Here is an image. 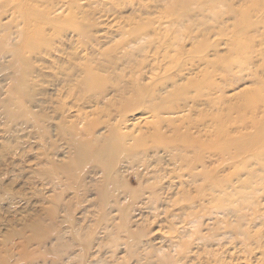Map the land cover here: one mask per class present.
Masks as SVG:
<instances>
[{
  "label": "rangeland",
  "instance_id": "374dc122",
  "mask_svg": "<svg viewBox=\"0 0 264 264\" xmlns=\"http://www.w3.org/2000/svg\"><path fill=\"white\" fill-rule=\"evenodd\" d=\"M214 1L220 13L229 4L253 7L257 2L251 22L264 17V0ZM177 2L0 0V264H264V225L248 224L264 223V139L249 136L264 124V111H227V127L234 129L225 143L230 151L263 139L237 158L220 159L206 152V144L217 145L219 140H208L189 127L201 125L219 108L226 111L243 93L264 90V70L258 67L264 62V28L250 32L262 52L254 54L255 65L217 72L216 81L201 91L192 88L187 102L171 96L169 101L180 106L175 112L154 116L144 107L151 106L150 100L137 109L144 90L118 107L92 102V91L79 98L87 66L104 64L112 67L110 75L123 76L120 82L145 87L166 74L172 79L162 81L159 93L164 96L175 81L184 85L201 80L207 69L213 73L212 66L192 65L198 60L186 58L197 50L189 39L178 42L182 57L169 61V54H178L170 53L161 38L174 33L176 26L169 21L175 18L168 10ZM194 2L193 9L208 10L211 5L208 0ZM154 21L155 32L133 34L139 24ZM208 23V44L219 41V52L228 53L235 24L226 14ZM180 76L186 79L180 81ZM216 82L223 92L212 94L213 108L205 104L189 110L192 99L206 101ZM220 100L228 102L222 105ZM96 120L103 124L87 132L88 123ZM115 133L127 135L122 145L133 150L127 148L106 176L103 161L81 158L80 153L112 143ZM259 153L261 161L245 162ZM247 167L251 175L260 176L255 203L243 208L236 201L233 205L241 209L237 216H224L219 204L208 201L210 180L205 177L240 175L245 180ZM238 223H247L240 229L252 236L258 232L262 246L225 239L209 247L196 239Z\"/></svg>",
  "mask_w": 264,
  "mask_h": 264
},
{
  "label": "bare ground",
  "instance_id": "6f19581e",
  "mask_svg": "<svg viewBox=\"0 0 264 264\" xmlns=\"http://www.w3.org/2000/svg\"><path fill=\"white\" fill-rule=\"evenodd\" d=\"M194 1L195 0H178L175 6L171 8L170 11L168 10V15L175 18L174 20H170L169 22L172 25H175L176 27L171 31L174 33L168 32L166 34L167 36L161 39L164 40L165 38L164 43L166 44V49H170V53H173L174 51L175 54H178V57H173L172 54H169L167 56L169 57V61H173L175 59L179 60V58L182 57L183 49L180 43H178L180 39H189L193 41L194 45L197 47V50L193 51L192 49V51L186 55V58L192 57L193 60H198L197 63L193 62L192 65H206V67L208 68H211L212 66L213 68H215V71L213 73H210L207 69L206 73L202 76L203 78L201 80H191V82L189 81L184 85L179 83V81H175L174 84L171 83L169 85L172 90H167V96H164L159 93V90H161L164 80L169 78V76L166 74L159 75L156 79L154 78V84L149 87H145L143 85H139L137 82L132 85L120 82V80L123 79V76L120 73H116L115 75L113 74V76L110 75L109 70H111L112 67L106 66L104 64H100L98 67L87 66L84 69L86 73V79L84 82L85 84L82 87H79L83 88L80 89L81 92H79V98L85 96L83 95L85 92L92 91L94 92L92 97H88L93 100L92 102H96L97 105H100L102 102H104V105L118 107L119 105L129 103V96H131L135 92L140 95L144 90L146 93L139 97L138 103H135L136 105H139L137 106V109L142 107V105L147 102L145 100H150L151 106L148 107L145 104L144 107H146L147 110L151 112L154 116H158L163 113L175 112L176 108H180V106H174L173 102L169 101L171 96H179L180 101L187 102L189 101V98H191L189 96L191 89L195 88L197 91H201V89H204L205 84H207L209 81H216L214 80V77L217 72H219V74L229 73L233 68L238 69L239 71H243V69L250 67L252 64L255 65L256 56L254 54L258 53V55H261L262 52L260 49H257L258 45L256 44V40L250 35V32L259 31L260 29L263 30L262 28H264V23L261 24L264 17H262L257 23L251 22L250 17L254 13V7L258 5L257 2L254 4L255 6L253 7H249L247 4H240L238 7L229 4V7H227L224 11L221 10L223 12L220 13V11L216 8L214 4V0H208L211 3L210 7L206 5L207 7H209L208 10L204 9L203 7L193 9L191 5L195 3ZM188 6L190 8H188ZM34 13L35 11L33 12V14ZM225 14L228 16V19L231 20L233 24H235V26L233 27V32L229 35L231 40L229 41V44H227L228 46L226 52L228 53L221 54L218 49L221 45L219 41L211 46L210 42L208 44L209 38L211 37L209 28L210 25L208 22L209 20L218 21V19H220V17H222V15L224 16ZM1 20L2 15H0V24H2ZM155 23L156 21L152 22V24L149 23L150 25L148 23L139 24V29H134L132 30V32L133 34H137V36L148 35L150 33L155 32H151L152 27ZM78 29L80 30V28ZM261 32L264 33V31ZM141 49H145V47H142ZM210 51H213L212 56L210 54ZM178 63H182V61ZM262 65H264V62ZM262 65H258V67H262L260 69V72L264 70V66ZM257 72L259 73V71ZM258 73L255 74V77H257ZM51 76L53 78H59L56 75ZM169 79L171 80L172 78L170 77ZM185 79L186 78L184 76H180V81H184ZM227 80H231V77H229ZM221 88L222 86L220 87V84H218V82L212 84L209 87L210 93L207 94L209 96L204 94V96H207L206 101H203L201 103L196 102L192 99L191 102L193 104H189L188 102L189 110H193L198 105L205 104L209 109H212L213 100H216L212 94L217 92H223V90L221 91ZM111 93H114L113 96L111 95ZM126 99L127 101L122 103V101ZM219 99H221V96L219 97ZM220 102L223 105L228 102V100H220ZM115 107H113V110H117ZM244 108L254 109L256 111H264V90L259 89V91H255L253 93H243L242 96L238 100H236V102L231 104L230 107L226 109V111H224V108H219V110L207 114V120L205 122L203 121L202 123H199L201 125H190L189 127L192 130L197 129L196 133L201 134L204 138H208V140L210 137H214L215 139L219 140V144L217 145L206 144L204 147L206 152L215 154V156L220 159H222V157L225 158V156L237 158L238 155H240L241 151L247 148L257 146L264 139V124H261V127L257 128V132L249 136H263L262 140H255L254 138L253 141H247L243 144L237 145L235 147L236 151H230L232 150V148L228 149V145L225 144L228 143L226 139H228V133L233 132L234 129L227 127V122L225 121L224 117L228 116L227 111H234L235 109L238 111ZM98 121L96 120V122L92 121L90 122V124L88 123V126L85 127L87 132L92 133V131L95 130L100 124H103V122L100 123V121ZM252 122V124H254V120ZM155 123L159 122L156 121ZM107 124L109 123L107 122ZM208 129H211V131L208 132ZM191 133H193V131H191ZM126 136L127 135L115 133V136H112V143L103 145L100 149L95 151L91 149L82 151L80 153L82 155L79 156L81 158L87 157V160L92 159L93 161L97 162L98 160H101V162L103 161L102 166H104V175H110V170H113V167L116 165V163H118L119 158H121L122 153L125 152L128 148L127 147L125 149V146L122 145L123 141L126 139ZM186 137L190 139L192 135L187 133ZM220 141L222 142L221 144ZM132 150L133 147L127 149L128 152H131ZM154 151L158 152L159 148H155ZM257 159H259V161L263 159L261 153L252 154V157L250 156L245 159V162L251 163L252 160L257 161ZM250 163H248L247 165H250ZM249 167L243 169V171L246 170L249 174L247 179L245 180H242V176L240 175L234 178L223 177L219 174H213L212 176L205 177L210 180V183H208L207 185L208 188H206L207 195L210 196L208 198V201L210 200V202H216L217 204H219V212L222 213L224 216H237L241 209L233 205V203L236 201H239V203L242 202L240 203V206L242 204L243 208L250 207L252 204L255 203L254 193L255 191L260 189V184L257 182V179L260 178V176L257 174L251 175V172L248 171ZM66 168V171L70 172V168L68 166ZM251 170L253 172H257V169ZM262 179H264V177H262ZM256 206L255 208H257ZM240 219V221H243L244 215L241 214ZM246 224L247 223H238V227L226 228L223 231L216 230L209 236H196V239L201 240L209 247L216 243H222L225 239H233L241 244H245L246 241H250L251 245H254L255 247H261L263 243L261 242L262 238L260 237V234L258 232H256V234L252 236L251 231L240 229V226H244ZM248 224L252 225L253 227L264 225V223ZM261 251V256H264V250L262 249Z\"/></svg>",
  "mask_w": 264,
  "mask_h": 264
}]
</instances>
